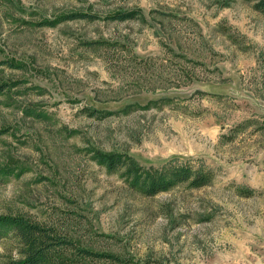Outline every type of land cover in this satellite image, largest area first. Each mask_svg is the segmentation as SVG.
<instances>
[{"label": "rangeland", "instance_id": "374dc122", "mask_svg": "<svg viewBox=\"0 0 264 264\" xmlns=\"http://www.w3.org/2000/svg\"><path fill=\"white\" fill-rule=\"evenodd\" d=\"M122 10L136 14L108 16ZM73 11L97 17L39 24ZM113 152L213 176L147 195L98 162ZM0 213L120 257L81 264H264V14L246 0H0ZM17 256L0 238V264Z\"/></svg>", "mask_w": 264, "mask_h": 264}, {"label": "trees", "instance_id": "16d2710c", "mask_svg": "<svg viewBox=\"0 0 264 264\" xmlns=\"http://www.w3.org/2000/svg\"><path fill=\"white\" fill-rule=\"evenodd\" d=\"M264 14V0H246ZM136 14L135 10H122L108 15L120 20ZM96 13L73 11L53 19H42L39 24L54 25L65 19H95ZM100 110L89 109L90 114ZM98 162L109 170L120 171L127 183L147 195H155L168 190L178 183L199 187L210 182L212 172L203 164L193 165L189 159L182 160L177 155L168 158L160 167H145L126 153H100ZM11 238L15 243L17 257L10 258L5 264H81L85 258L120 257L111 252L92 249L76 244L71 236L61 233L53 225L43 223L23 213H0V238ZM81 262V263H80Z\"/></svg>", "mask_w": 264, "mask_h": 264}]
</instances>
